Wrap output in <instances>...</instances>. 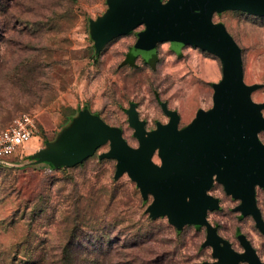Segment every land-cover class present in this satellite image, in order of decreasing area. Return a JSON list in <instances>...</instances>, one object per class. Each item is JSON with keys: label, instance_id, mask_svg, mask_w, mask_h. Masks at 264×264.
Wrapping results in <instances>:
<instances>
[{"label": "rangeland", "instance_id": "374dc122", "mask_svg": "<svg viewBox=\"0 0 264 264\" xmlns=\"http://www.w3.org/2000/svg\"><path fill=\"white\" fill-rule=\"evenodd\" d=\"M107 9L106 0H0V129L20 113L35 115L37 136L12 164L0 163V264H204L211 246L202 247L205 227L177 230L166 217L145 212L139 189L126 173L114 178L116 161L98 158L99 147L83 163L58 167L29 157L86 108L122 129L136 147L125 113L136 103L148 130L167 122L158 98L180 116L179 128L198 109L212 106L211 83L221 78L219 59L194 46L176 54L169 42L157 44V62L140 56L124 63L143 27L120 35L95 51L89 20ZM241 48L244 81L258 84L255 102H264V17L241 10L213 16ZM264 116V109L262 110ZM264 142V133L259 132ZM160 164L157 152L152 156ZM220 207L207 212L218 234L241 251L246 235L264 260V236L251 216L231 209L239 204L215 182ZM264 192L257 203L264 219Z\"/></svg>", "mask_w": 264, "mask_h": 264}, {"label": "water", "instance_id": "95a60500", "mask_svg": "<svg viewBox=\"0 0 264 264\" xmlns=\"http://www.w3.org/2000/svg\"><path fill=\"white\" fill-rule=\"evenodd\" d=\"M106 4L103 15L89 20L96 52L113 38L140 26L143 28L137 31L125 63L140 56L153 64L160 42H169L178 55L186 45L207 51L221 64L220 80L211 83L212 106L198 109L191 122L179 128L178 112L158 98L168 120L156 121L155 127L148 130L136 103L130 102L125 113L138 142L136 147L127 143L121 128L83 108L29 158L53 168L71 167L108 145L98 158L114 159V178L126 173L144 202L151 196L145 209L150 218L166 217L177 230L189 224L205 227L201 246H211L216 259L204 264H227L220 262L213 243L226 246L234 255L231 264H251L242 256L245 252L257 264H264L243 233H236L243 248L238 252L207 219L209 210L219 208L218 199L208 193L216 181L226 194L239 200L234 210L251 215L264 235V220L255 196L256 188L264 191V142L259 137V132L264 133V102L251 98L259 85L244 81L240 46L224 23L213 20L214 14L226 10L264 16V0H106ZM155 152L160 164L152 159Z\"/></svg>", "mask_w": 264, "mask_h": 264}, {"label": "built area", "instance_id": "2783aa9c", "mask_svg": "<svg viewBox=\"0 0 264 264\" xmlns=\"http://www.w3.org/2000/svg\"><path fill=\"white\" fill-rule=\"evenodd\" d=\"M35 115L20 113L6 127L0 129V163L10 165L6 158L21 153L38 134Z\"/></svg>", "mask_w": 264, "mask_h": 264}, {"label": "bare ground", "instance_id": "6f19581e", "mask_svg": "<svg viewBox=\"0 0 264 264\" xmlns=\"http://www.w3.org/2000/svg\"><path fill=\"white\" fill-rule=\"evenodd\" d=\"M105 131L108 132L107 130H105ZM213 245H214L215 253L219 256L220 262L231 264V262L233 261L232 257L234 255L232 253H230L228 248L226 246L222 247L221 246L222 244H220V246H218L216 243H213ZM225 248H227V249H225ZM242 256H244L248 260H250L251 264H257L256 261L253 259V257L251 255H249V253L245 252L244 255H242Z\"/></svg>", "mask_w": 264, "mask_h": 264}, {"label": "flooded vegetation", "instance_id": "af4514ba", "mask_svg": "<svg viewBox=\"0 0 264 264\" xmlns=\"http://www.w3.org/2000/svg\"><path fill=\"white\" fill-rule=\"evenodd\" d=\"M216 181H214L213 182V184H212V186H211V188L213 187V185H214V183H215ZM220 184V183H219ZM223 187V186H222ZM211 188L208 190V193L209 194H211L209 191L211 190ZM258 189H260V188H258ZM224 190V189H223ZM262 190V189H261ZM263 191V190H262ZM225 192V191H224ZM264 192V191H263ZM226 194V193H225ZM212 195V194H211ZM228 195V194H227ZM214 196V195H213ZM231 196V195H230ZM255 196H256V203H257V201H258V199H257V188H256V190H255ZM215 197V196H214ZM217 198V197H216ZM232 198H234V197H232ZM218 199V198H217ZM236 199V198H235ZM238 200V199H237ZM219 201V200H218ZM239 201V200H238ZM263 201H264V198H263ZM238 205V204H237ZM257 206H258V203H257ZM219 207H220V204H219ZM235 207V206H234ZM234 207L231 209L232 211H234V212H239V211H235L234 210ZM259 207V206H258ZM260 209V208H259ZM217 210V209H216ZM214 211V210H213ZM261 211V210H260ZM240 213V212H239ZM241 214V213H240ZM261 214H262V212H261ZM242 215V214H241ZM242 216H247V215H242ZM249 216H251V215H249ZM262 218H263V216H262ZM264 220V219H263ZM214 226V225H213ZM216 227V226H215ZM216 231H217V227H216ZM239 231V230H238ZM237 231V232H238ZM236 232V233H237ZM241 232V231H240ZM217 233H218V231H217ZM242 233V232H241ZM244 234V233H243ZM245 235V234H244ZM235 236H236V234H235ZM246 236V235H245ZM264 236V235H263ZM222 237V236H221ZM223 238V237H222ZM225 239V238H224ZM236 239H237V236H236ZM248 239V238H247ZM227 240V239H226ZM238 240V239H237ZM228 241V240H227ZM229 242V241H228ZM230 243V242H229ZM238 243H239V241H238ZM251 243V242H250ZM230 245H231V247L234 249V250H236L233 246H232V244L230 243ZM239 245H240V243H239ZM252 245V244H251ZM241 246V245H240ZM253 246V245H252ZM242 247V246H241ZM255 249V248H254ZM236 251H238V250H236ZM243 251V248H242V250L241 251H238V252H242ZM255 251H256V249H255ZM256 253H257V255H258V252L256 251ZM259 256V255H258ZM259 258H260V256H259ZM216 258H214V260H215ZM213 260V261H214ZM260 260H261V258H260ZM262 261H264V260H262ZM240 264H246L245 262H240Z\"/></svg>", "mask_w": 264, "mask_h": 264}, {"label": "trees", "instance_id": "16d2710c", "mask_svg": "<svg viewBox=\"0 0 264 264\" xmlns=\"http://www.w3.org/2000/svg\"><path fill=\"white\" fill-rule=\"evenodd\" d=\"M254 16H256V15H254ZM259 17H264V16H259ZM124 61V60H123ZM157 62V59L155 60V62L153 63V64H149V63H147V64H149V65H154L155 63ZM125 63V62H124ZM45 140H47L46 138H45ZM11 157L12 156H10V157H8V158H6V160L9 162V163H11L12 164V161L10 160L11 159ZM86 160V159H85ZM85 160H83L81 163H83ZM81 163H79V164H81ZM1 164H3V163H1ZM79 164H77V165H79ZM3 165H6V164H3ZM6 166H10V165H6ZM76 166V165H75ZM196 227V226H195Z\"/></svg>", "mask_w": 264, "mask_h": 264}, {"label": "crops", "instance_id": "0c3cea01", "mask_svg": "<svg viewBox=\"0 0 264 264\" xmlns=\"http://www.w3.org/2000/svg\"><path fill=\"white\" fill-rule=\"evenodd\" d=\"M59 130H60V129H59ZM59 130H58V131H59ZM58 131H57V132H58ZM33 139H34V137H33ZM31 141H32V140H31ZM27 145H28V144H27ZM27 145H26L24 148H26V147H27Z\"/></svg>", "mask_w": 264, "mask_h": 264}]
</instances>
